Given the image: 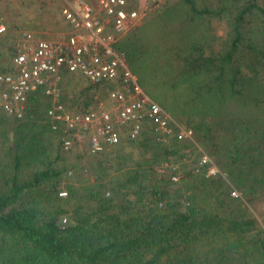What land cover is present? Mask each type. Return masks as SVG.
<instances>
[{
    "label": "trees",
    "instance_id": "obj_1",
    "mask_svg": "<svg viewBox=\"0 0 264 264\" xmlns=\"http://www.w3.org/2000/svg\"><path fill=\"white\" fill-rule=\"evenodd\" d=\"M4 34L0 74L16 71L22 37ZM114 45L149 96L193 129L220 172L208 175L199 155L181 164L178 181L172 168L158 169L181 160L191 141L153 142L149 157L144 150L122 160L131 152L117 146L134 149L147 131L97 154L67 150L49 115L53 96L39 84L22 116L0 106V264H264V3L166 0ZM60 75L65 103L62 86L73 75ZM77 78L85 85L65 103L77 112L114 88Z\"/></svg>",
    "mask_w": 264,
    "mask_h": 264
},
{
    "label": "built area",
    "instance_id": "obj_2",
    "mask_svg": "<svg viewBox=\"0 0 264 264\" xmlns=\"http://www.w3.org/2000/svg\"><path fill=\"white\" fill-rule=\"evenodd\" d=\"M166 0H65L61 8L69 26L65 36L43 38L24 31L17 40L18 51L13 57L16 71L0 74V106L9 116H22L29 92L46 84L45 92L53 96L49 110L53 128L61 127L64 148L84 149L97 154L119 144L123 137H138L147 131L158 145L169 146L174 141H191L199 148L197 164H208V175H217L220 167L197 144L191 127L180 124L158 101L151 98L131 70L125 53L114 43L139 23L149 12L160 8ZM1 8V1H0ZM8 31L0 14V34ZM82 75L88 84L108 81L114 85L108 98L86 112L67 109L59 99L60 72ZM62 124V126L60 125ZM189 149L180 163L192 165L195 157ZM180 178V164H163ZM60 195L67 189L60 187ZM232 195H239L237 190Z\"/></svg>",
    "mask_w": 264,
    "mask_h": 264
},
{
    "label": "rangeland",
    "instance_id": "obj_3",
    "mask_svg": "<svg viewBox=\"0 0 264 264\" xmlns=\"http://www.w3.org/2000/svg\"><path fill=\"white\" fill-rule=\"evenodd\" d=\"M0 1H1L0 14H1L3 21L8 26L7 32L8 33L11 32L12 34L15 35V37L22 35L24 31H31V32L34 31L37 34L40 33L38 34L40 36L42 33L43 34L42 37L54 38L60 35H64L68 31V27H66L64 22H61L57 14L59 13V15L62 16L61 8L65 4V0H0ZM90 1H93V0H90ZM261 2L264 3V0H261ZM47 15H49V19L52 22L49 21L47 23V21L44 22L42 20V19H45ZM226 30H227V27L225 25V22L221 21L220 23H217V26H216L217 34L223 36L225 35ZM4 35L0 34V41L2 39L5 41V38H3ZM2 50H4L5 53H2L1 57L3 54L9 57L8 51L5 50L4 48H2ZM10 63H11V60H10ZM77 76L78 75H73L72 78H70L73 81L72 84L66 83L62 86L63 95L68 94L67 98L65 99L66 100L65 103L69 102L72 99L71 97H75V93L78 91V89H80L81 86L85 85V82L82 79L77 78ZM66 107L69 110L72 108L70 106H66ZM148 134L144 132L143 135L140 136L139 140L137 139L138 145L135 146L134 149L131 148V145H128L124 142L123 144H121V146H117V147H121V153L124 155L126 154L125 152H131L128 158H125L122 160L136 161L137 159L142 157L141 152L144 150L146 152L145 157H149L151 153L147 152V149L151 148L152 147L151 145H153L154 143L155 144L157 143L153 140L151 135L150 134L148 135ZM141 137H144V138L150 137L149 139H147L150 146L148 145L145 149L142 148L139 142H140V139L143 140L144 138H141ZM197 144L200 148H203L199 141H197ZM187 149H189L190 152L194 153L195 155H197L199 152V148H197L194 144H193V147H188ZM113 151L114 152L111 154L117 153L116 148H114ZM203 151L205 150L203 149ZM174 159L175 158L173 157L170 160L163 162V164H166V163L170 164L172 162L173 164L179 163L181 166L180 158H178L177 161H175ZM160 167L158 169H160ZM160 170L164 171L165 169L164 170L160 169ZM183 171H184V168L181 166L180 167V175H181L180 178L183 176ZM260 208L261 209L264 208V200L260 202Z\"/></svg>",
    "mask_w": 264,
    "mask_h": 264
},
{
    "label": "crops",
    "instance_id": "obj_4",
    "mask_svg": "<svg viewBox=\"0 0 264 264\" xmlns=\"http://www.w3.org/2000/svg\"><path fill=\"white\" fill-rule=\"evenodd\" d=\"M51 13V12H50ZM58 14V16H59V18H60V20H61V22H64L65 23V25H66V27H68V31H69V26H68V24H67V22L64 20V18H63V16H60L59 15V13H57ZM62 15V14H61ZM63 19V20H62ZM44 22L45 21H47V23L49 22V21H51L50 19H49V15H47V17L45 18V19H42ZM52 22V21H51ZM67 31V32H68ZM33 33H34V35H36V36H38V37H42L43 36V34L41 33V36L40 35H38V34H40V33H36V32H34V31H32ZM67 32L64 34V35H60V36H57V37H54V38H51V39H58V38H60V37H62V36H65L66 34H67ZM43 38H47V37H43Z\"/></svg>",
    "mask_w": 264,
    "mask_h": 264
}]
</instances>
